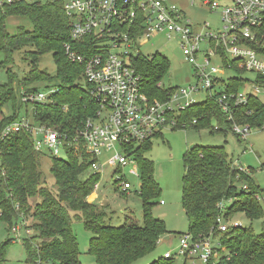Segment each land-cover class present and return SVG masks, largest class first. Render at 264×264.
I'll list each match as a JSON object with an SVG mask.
<instances>
[{"label": "trees", "instance_id": "16d2710c", "mask_svg": "<svg viewBox=\"0 0 264 264\" xmlns=\"http://www.w3.org/2000/svg\"><path fill=\"white\" fill-rule=\"evenodd\" d=\"M11 16L29 20L31 30L19 28L14 36L9 35L6 19ZM69 23L62 7L56 3L18 2L0 9V51L5 54L6 62L11 60L14 51L31 49L30 53L24 55V60L30 64V71L21 80L20 90L23 89L25 93L43 92L35 84L56 82L58 93L53 95V103L34 106L32 121L65 133H73L81 123L94 115L98 107L82 81L81 67L68 62L64 56L62 45L69 37ZM246 45L264 57V20L254 30V40L246 41ZM47 53L53 54L57 67L55 77L37 67L38 57ZM144 60L147 59L139 58L136 61L137 64L140 61L143 66L137 68L143 78L142 93L151 100H166L172 89H165L159 84L168 70V61L156 57L150 62ZM223 60L224 64L235 65L226 57ZM234 70L243 72L235 66ZM7 71L9 84L2 86L0 93L3 101L12 97V74L10 70ZM257 80L256 83L264 84V81ZM218 83V89L214 88L211 97L171 116L177 125L172 130L208 128L212 133L231 132L232 122L227 120L216 100L222 94L236 95L242 92L240 87L243 82L232 78L219 80ZM231 113L235 124L264 130V103L257 97L249 96L245 105L232 108ZM19 117L16 109L12 115L3 117L0 132ZM193 121L196 122L193 124ZM161 133H156L151 139ZM151 139L143 145L129 148L133 150L132 156L139 171L138 194L143 203L141 227L127 222L120 227L107 225L104 209L88 201L99 176L90 174L85 181H80L79 177L92 163L84 150L78 154H74L72 149L66 151L65 161L51 157V173L56 189L51 192L45 187L40 171L43 153L34 150L30 134L20 132L0 143V220L8 223V226L13 224L17 219L15 205H19L27 219L32 220L30 229L33 234L22 238L21 242L26 264H36L38 261L47 264H81L71 229L70 213L81 214L84 227L92 233L88 253L94 257L96 264H133L152 253L166 230L163 222L152 214L161 190L153 177V162L147 158ZM183 162L185 173L181 204L189 224V234L193 238L210 236L219 241L224 251L218 250L219 256L214 264H264V229L260 234H255L251 227L241 226L220 234L217 228L220 215L218 206L230 199L232 203L225 208L226 220L237 213H242L250 221L261 218L262 207L255 197L260 192L258 187L251 183L246 173L233 165L224 147L192 146ZM239 183L247 185L248 191L243 188L238 190ZM36 197L40 200L32 205L31 200ZM11 241L13 239H8L0 245V264H4V249ZM174 262V257L160 256L149 264Z\"/></svg>", "mask_w": 264, "mask_h": 264}, {"label": "built area", "instance_id": "2783aa9c", "mask_svg": "<svg viewBox=\"0 0 264 264\" xmlns=\"http://www.w3.org/2000/svg\"><path fill=\"white\" fill-rule=\"evenodd\" d=\"M219 1H200L210 13H221L223 28L212 33L207 23L198 25V30H195L179 8L183 7L179 3L195 6L193 0H0V9L18 2L56 3L62 7L70 22L68 40L62 45L64 56L68 62L81 67L82 81L98 106L94 115L73 133L59 132L34 123L27 109L30 107L32 117L33 107L53 103L52 97L58 89L47 93L21 91L20 103L25 115L0 132V143L24 132L30 134L36 152L45 151L53 158H59L62 150L65 153L72 149L74 154L84 150L92 162L89 167L92 175L101 176L111 170L113 178L120 173L115 182L120 184L121 191L127 192L132 186L122 180L124 175L121 176V172L131 166L130 174L138 177L133 150L129 148L143 145L164 129L177 128L171 116L201 102L193 97L203 94L211 97L219 80H222L220 69L232 71L234 66L238 71L254 73L256 85L249 93L222 94L216 101L227 120L232 122V133L245 139L250 127L235 124L231 109L245 105L249 96H264V84L256 83L257 79L264 81V57L246 45V41L254 40V30L263 23L264 0ZM157 37L176 43L185 62L194 68L197 81L188 90L172 89L164 101L151 100L142 93L143 78L135 64L139 58H145L135 48L143 47ZM204 45L206 49L202 48ZM225 57L235 65L224 64ZM213 58L221 68L211 64ZM242 188L248 191L247 185ZM96 189L98 185L93 191ZM255 197L260 200V194ZM231 203L230 199L218 206L217 228L220 234L242 226L240 223L229 224L230 220L225 219L226 205ZM14 211L17 219L9 226V233L14 240L21 242L22 238L31 236V230L19 205L14 206ZM218 250L224 251L219 241L212 237L193 238L188 233L179 237L176 256L214 264L219 256ZM163 256L171 258L173 254L166 252ZM36 264L44 263L38 261Z\"/></svg>", "mask_w": 264, "mask_h": 264}, {"label": "rangeland", "instance_id": "374dc122", "mask_svg": "<svg viewBox=\"0 0 264 264\" xmlns=\"http://www.w3.org/2000/svg\"><path fill=\"white\" fill-rule=\"evenodd\" d=\"M193 1L195 2V6L193 7L189 4L182 5L179 3L180 6H183L179 8L183 10L185 17L190 20L193 28L198 30V25L207 23L210 32H220L223 28L220 11L210 13L208 8L201 6V0ZM219 2L225 3L227 0H220ZM19 28H24L26 31L31 30L29 20L19 16H11L6 19V31L9 35L14 36ZM202 48L206 49L207 47L204 45ZM29 51H31L29 48L14 51L11 53V60L8 62H6L5 54L0 51V93L1 87L9 84V73L7 70H10L12 74V81L10 83L12 97L6 101L0 99V117L12 115L15 109L17 113L19 112V116L25 115L24 108L20 107L22 106L20 103V92L23 90H20V82L30 71V64L24 60V55L30 53ZM135 51H139L141 57L147 59L144 62H150L154 57L164 58L168 61V70L160 79L161 85L165 89L182 91L196 85L194 68L185 62L175 42H169L163 37H157L143 47H136ZM134 53L133 51L132 54L134 55ZM198 61H200L199 56ZM37 64L40 71L47 73L51 77L56 76L57 67L53 54L47 53L39 56ZM211 64L221 68V64L214 58L211 59ZM141 65L140 61L138 64L136 63L137 68L143 67ZM219 77L223 80L232 78L241 80L243 84L240 90L245 93H249L256 85V75L247 71L238 73L236 70L228 71L220 69ZM35 85L45 93L56 88L55 81L48 83L40 82ZM205 97L206 94H203L193 97V99L196 98L198 101H202ZM259 98L264 103V96L260 94ZM27 109L29 111V118H31L30 107ZM247 126L250 127V130L245 139L236 137L232 131H228L225 134L212 133L208 128L164 129L160 136L151 139L147 158L153 162V177L161 190L158 204L153 208L152 214L155 219L163 222L166 234L160 239L156 249L152 253L133 264H146L151 259L163 256L166 252L173 254L174 264H203L197 259L192 261L176 256L179 249V237L189 233V224L182 208L181 198L183 176L185 173L183 159L192 146L198 148L224 147L233 165L247 172L246 174L251 183L260 190L259 204L263 211L262 217L250 221L242 213H237L228 223H240L243 227H251L255 234L262 232L264 229V130L262 128H254L251 125ZM105 153L108 154L107 152ZM58 159L67 160V156L63 150L60 151ZM51 166L52 158L44 151L40 157V171L45 187L49 191L54 192L56 189L54 177L51 173ZM132 169L133 167L127 166L124 168L123 173L121 172V176L122 174L124 175L122 180L131 184V190L127 192L121 191L120 184L115 182L120 173L111 178V170H108L99 176V181L96 183L98 189L93 191L88 199L89 202L104 209L107 225L120 227L126 222L140 227L143 225V203L138 194L140 181L138 177L130 174ZM134 169L139 174L138 168L134 167ZM90 174V169H88L81 174L79 177L80 181H85ZM243 185V183L237 184V189L240 190ZM39 200L40 198L38 197L31 200L32 205ZM70 218L71 229L79 250L80 263L96 264L94 257L88 253L92 233L84 227L81 214L70 213ZM26 220L30 227L32 220L30 218L27 219V217ZM8 227V223L0 220V245L6 243L8 239H13L4 249V264H26V254L21 244L22 241L14 240L9 233ZM32 234L33 231L31 230V236ZM214 247L218 248L217 245H214Z\"/></svg>", "mask_w": 264, "mask_h": 264}, {"label": "crops", "instance_id": "0c3cea01", "mask_svg": "<svg viewBox=\"0 0 264 264\" xmlns=\"http://www.w3.org/2000/svg\"><path fill=\"white\" fill-rule=\"evenodd\" d=\"M259 100H260V98L259 97H257ZM261 101V100H260ZM262 102V101H261ZM8 116V115H7ZM7 116H1L0 117V121L2 120V118L3 117H7ZM21 117V116H20ZM160 257V256H159ZM156 258H158V257H156ZM155 259V258H154ZM153 259H151L150 261H148L146 264H149L151 261H152Z\"/></svg>", "mask_w": 264, "mask_h": 264}]
</instances>
